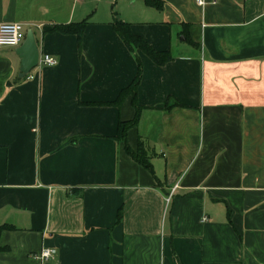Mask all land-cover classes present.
Returning a JSON list of instances; mask_svg holds the SVG:
<instances>
[{
    "label": "crops",
    "instance_id": "1",
    "mask_svg": "<svg viewBox=\"0 0 264 264\" xmlns=\"http://www.w3.org/2000/svg\"><path fill=\"white\" fill-rule=\"evenodd\" d=\"M75 1L0 0L57 61L21 78L0 47V264H264V0H127L96 20ZM115 18L171 60L130 50ZM83 20L80 40L52 30ZM138 56L126 140L151 170L117 137L130 97L112 104Z\"/></svg>",
    "mask_w": 264,
    "mask_h": 264
},
{
    "label": "trees",
    "instance_id": "2",
    "mask_svg": "<svg viewBox=\"0 0 264 264\" xmlns=\"http://www.w3.org/2000/svg\"><path fill=\"white\" fill-rule=\"evenodd\" d=\"M144 2L149 6L155 7L156 9H162L163 7V3L161 0H144ZM86 24H87L86 21L83 20V21L76 22V23L57 25L53 27L52 30L63 33V34H75L80 40ZM112 26H113L114 31L119 35L121 40L130 50H133V51L139 50L140 52L145 54L147 57H149L157 65H164L171 60V54L169 51L155 50L143 37L135 34L132 31L129 23L115 18L112 23ZM183 34L186 36L185 33ZM137 63H138L137 74L135 75L131 83L119 93L116 100L112 104L119 105L127 97H130L132 105L135 108V115L131 120L120 121L118 123L117 137L121 139L122 141H124L126 152L136 162H138L139 164H141L148 170H151V164L148 159L147 152L144 149L142 141L141 140L138 141L137 150L134 151L128 146L127 140H126L127 131L130 128L136 126L139 115H140V111L142 109V106H140L136 100L137 87L139 85L141 73H142V62L139 56L137 57ZM166 106L169 108L172 105L167 103ZM6 228H8L6 225H0V235Z\"/></svg>",
    "mask_w": 264,
    "mask_h": 264
},
{
    "label": "built area",
    "instance_id": "3",
    "mask_svg": "<svg viewBox=\"0 0 264 264\" xmlns=\"http://www.w3.org/2000/svg\"><path fill=\"white\" fill-rule=\"evenodd\" d=\"M197 4L204 5L203 0H196ZM25 38V30L21 23L17 22H4L0 23V47H18ZM56 60L45 54L39 57L38 66L40 65H55ZM175 185L174 188H176ZM174 190V189H173ZM172 190V191H173ZM172 192L167 197V201L170 200ZM57 251L55 248H42L38 258L41 260H48L49 258L55 257Z\"/></svg>",
    "mask_w": 264,
    "mask_h": 264
},
{
    "label": "water",
    "instance_id": "4",
    "mask_svg": "<svg viewBox=\"0 0 264 264\" xmlns=\"http://www.w3.org/2000/svg\"><path fill=\"white\" fill-rule=\"evenodd\" d=\"M184 40V38H182ZM15 53L20 59V74L22 78L27 75L39 62V48L31 29L26 32L23 42L16 48Z\"/></svg>",
    "mask_w": 264,
    "mask_h": 264
},
{
    "label": "rangeland",
    "instance_id": "5",
    "mask_svg": "<svg viewBox=\"0 0 264 264\" xmlns=\"http://www.w3.org/2000/svg\"><path fill=\"white\" fill-rule=\"evenodd\" d=\"M78 2H80L79 0H77ZM75 1V2H77ZM88 1V0H84ZM76 4V3H75ZM81 3H79L80 5ZM86 8L89 9V11L91 12L87 18V20H96L98 17H100L102 15V11H107L110 12L112 14H118L120 11L119 9H123V8H130V2H128L127 0H90L86 3ZM128 6V7H127ZM94 11V12H93Z\"/></svg>",
    "mask_w": 264,
    "mask_h": 264
}]
</instances>
